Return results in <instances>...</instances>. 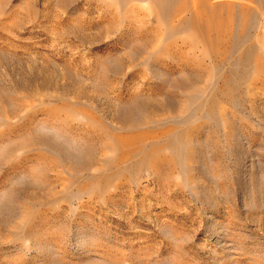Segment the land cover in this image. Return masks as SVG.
<instances>
[{
    "label": "rangeland",
    "instance_id": "obj_1",
    "mask_svg": "<svg viewBox=\"0 0 264 264\" xmlns=\"http://www.w3.org/2000/svg\"><path fill=\"white\" fill-rule=\"evenodd\" d=\"M0 264H264V0H0Z\"/></svg>",
    "mask_w": 264,
    "mask_h": 264
}]
</instances>
